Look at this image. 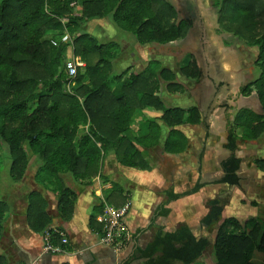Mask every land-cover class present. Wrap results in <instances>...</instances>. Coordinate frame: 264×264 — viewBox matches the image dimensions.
Masks as SVG:
<instances>
[{
    "label": "trees",
    "instance_id": "obj_1",
    "mask_svg": "<svg viewBox=\"0 0 264 264\" xmlns=\"http://www.w3.org/2000/svg\"><path fill=\"white\" fill-rule=\"evenodd\" d=\"M212 3L219 32L259 52L256 65L260 76L246 85L242 94L250 96L256 91L261 112L243 109L238 113L228 130L226 149L231 157L221 164L224 176L220 183L240 187L244 161L237 155L238 143L264 138V0ZM73 7H81V15L74 17ZM106 19L141 46H167L184 40L195 25L193 17H183L169 0H0V145L7 147L9 176L14 185L21 186L33 165L39 166L34 175L36 184L58 195L57 213L68 222L74 217L78 195L66 184V176L91 185L102 178L103 161L109 154H114L122 166L148 171L146 154L157 148L167 154L184 153L188 140L177 128L202 123L198 108H170L165 104L163 86L172 94L181 93L185 87L175 72L160 63L149 64L142 73L128 75L130 70H125L113 75L119 44L101 43L82 29L90 21ZM66 33L73 37L75 55L87 64L72 92L67 89L68 46L59 40ZM181 73L196 81L203 76L193 55ZM146 109L163 114L161 121L170 130L163 145L162 127L157 120L144 117ZM139 117V128L133 131ZM84 130L87 133L83 134ZM255 165L264 173V159H257ZM115 187L107 198L109 203L115 192H123ZM203 187L198 183L188 195ZM181 197L173 195L171 201ZM48 208V200L40 191L28 195L27 220L33 232L50 231L53 217ZM223 212L222 203L212 201L202 225L215 227ZM9 213V202L1 200L0 241ZM169 213L160 211L164 216ZM102 231L103 226L98 232ZM52 243L61 245L59 236L53 234ZM210 246L209 240L197 239L189 227L182 226L174 233L160 231L140 253L144 264H195ZM212 248L215 264H256L255 253L264 255V224L254 219L245 223L226 219Z\"/></svg>",
    "mask_w": 264,
    "mask_h": 264
},
{
    "label": "crops",
    "instance_id": "obj_2",
    "mask_svg": "<svg viewBox=\"0 0 264 264\" xmlns=\"http://www.w3.org/2000/svg\"><path fill=\"white\" fill-rule=\"evenodd\" d=\"M95 22H99V25L104 23L103 20ZM216 31L220 36L226 35L227 39H232L231 41H226L227 47H233L238 44L239 46H246L233 36ZM212 37H210L211 41L214 39ZM200 38V43L206 40L205 34L201 35ZM213 44H217V42H213ZM137 45L138 48H133L134 53L132 55V60L136 67L131 70V74L142 73L153 62H158L165 68H167L166 64L171 62V58L167 55L161 56V54L158 55L154 51L156 45ZM157 46L159 47V45ZM214 47L218 50L212 55L201 58L193 55L203 72V76L198 82L200 85L186 93L185 96H172L174 99L172 100V106L168 105L167 100L162 97L161 93V97L168 107L198 108L201 113L202 123L200 125H187L177 128L188 140L187 150L184 153L174 155L165 153L162 148L155 149L145 156L150 166L148 171L122 166L117 162L114 154H109L103 161L102 178L95 179L91 185L80 184L75 182L71 176H66L64 179L66 184L78 195L74 217L69 222L59 217L57 213L58 195L53 190H47L35 184L32 180L23 183L19 186L20 189L25 188L29 183L30 189L26 192L20 190L22 199L15 203H9L10 213L5 226L4 236L0 241V264H144L146 260L142 259L140 251L146 250L160 231H163V233H174L182 226L189 227L197 239L210 241L206 232L212 227L203 226L202 221L209 214L212 201L219 200L222 202L221 198L217 197L220 188L222 186L232 187L220 183L224 176L221 164L231 157V152L226 149L229 127L234 125L238 113L243 109H247L233 110L236 104L235 97L240 93L241 98L247 100L253 94L244 96L240 86L239 88L235 87V81L233 85L231 81L235 80V74L232 64L230 65L229 59L220 47L215 45ZM150 48L151 51L149 50ZM256 50L258 51V49ZM211 88H213V91ZM231 111L232 117L228 116L227 119L222 117L223 114H229ZM143 115L149 119L157 120L161 125L163 145V141H165L170 130L161 121L162 112L146 109ZM141 120L142 118L139 117L135 121L132 127L133 131L138 130ZM219 122H225L221 131H224L226 135L224 148L229 152V156L219 163L216 175L210 176L208 172H205L202 163L203 153L201 152L197 168L192 171L194 177L189 187H183L177 182L176 174L180 175L178 172L167 179L165 177V167H158V162L162 161L163 163V159H177V161L183 163L184 157L193 146V142L198 139L193 135V132L196 131L198 133L196 136L198 137H203L204 135L208 137V133L218 127L217 124ZM38 169L39 166L33 165L31 169L32 175H35ZM116 171H125L130 178L121 177V180H118L117 176H115ZM241 171L239 176L242 183ZM198 183H201L204 187L198 192L188 195V192L192 191ZM114 187L118 188L117 191L119 193H121L120 191L123 192L120 195L115 192L116 195L111 198V203H109L107 198L113 192ZM34 190L40 191L48 200V209L53 217L50 231H46V233H35L28 224V195ZM173 195H181L182 197L176 201H171ZM125 203L130 205L125 224L128 231L132 234L131 241L118 246L103 244L101 242L103 231L101 234L98 232L100 227H102L98 222V217L103 216L106 205L115 207ZM207 206L209 209L206 210ZM204 208L206 213L203 211ZM162 209L169 210L170 213L167 216L160 215ZM224 214L225 208L223 216ZM229 218L236 217H227L224 220ZM91 220H93V227L90 226ZM55 230L64 232L69 240L65 252L61 254L47 253L45 251V235L47 232H54Z\"/></svg>",
    "mask_w": 264,
    "mask_h": 264
},
{
    "label": "rangeland",
    "instance_id": "obj_3",
    "mask_svg": "<svg viewBox=\"0 0 264 264\" xmlns=\"http://www.w3.org/2000/svg\"><path fill=\"white\" fill-rule=\"evenodd\" d=\"M169 1L177 7L183 17L191 16L195 19L194 28L186 39L172 43L169 46H155L156 49L154 51L158 55H167L171 58V62L166 64V67L177 74L179 82H182L185 87L181 93L173 94L166 91L165 86L162 87V97L167 100L169 106H172V100H174L172 96H185L186 93L194 90L196 86L200 85L198 83L199 81L189 80L181 73V69L188 63L190 56L195 55L201 58L203 56L212 55L218 50L214 45L220 47L229 59L230 65L232 64L235 80H232L231 82L234 85L235 81V87L239 88L240 86V88L243 89L246 85L260 76V70L256 65L259 55L256 47L251 45L239 46V44L233 47H227L226 41H231L232 39H227L226 35L220 36L217 34L216 30L219 31V26L217 24L218 15L217 10L213 6L212 0ZM81 13V7H73L74 17L81 15ZM103 21L104 23L102 25H99V22L90 21L87 24H83L82 29L88 34L96 37L101 43H108V41L118 43L120 47L116 58L113 60L111 72H113V75H119L125 70H130L128 74L130 75L132 72L131 70L136 67L133 63L132 55L134 53L133 48L137 49L138 43L132 35L125 33L112 25L109 19ZM203 33L205 34L206 40L200 43V36L204 35ZM210 37L214 38L213 41H211ZM213 42H217V44H213ZM149 50L151 51V48ZM237 88L236 90H238ZM211 89L213 91V88ZM253 94L251 95L252 99L249 98L246 100L241 98L242 96L238 93L237 97H235L236 104L234 105L233 110L247 108V110L260 113L261 106L256 91H254ZM232 115L231 111L229 114H223L222 117L227 119L228 116L232 117ZM224 123L225 122H219V124H217L218 127L213 129L211 133H208V137H206V135L198 137L196 136L198 133L194 131L193 135L198 139L193 142L192 148L184 157L185 159L183 158V163H180L177 159H163V163L162 161L158 162V167H165L166 169L165 177L169 179L178 172L180 175L176 174L177 182L183 187H189L194 177L192 171L197 168L201 152L203 153L202 163L205 172H208L210 176H215L219 169V163L222 160L227 159L229 156V152L224 148L226 135L224 131H221L224 128ZM82 133L85 134L87 132L84 130ZM238 145L239 151L237 152V155L244 161L241 171V187L232 188L222 186L220 188L217 197L221 198L222 206L225 208V214L222 220L215 225V227L213 226L214 228L212 227V229L206 232L210 239L211 246L205 253L204 258L195 264H215L212 247L217 237L219 226L225 218L236 217L242 223L254 219L264 224V173L259 171L255 165L257 159H264V138L258 142L250 143L239 141ZM209 149H211V151H209ZM7 154V147L0 145V201L4 200L11 204L22 199L20 190L22 192L28 191L30 189V183L26 185L25 188L21 189L18 185H14L9 176L11 162L6 159ZM33 176L31 170V174H29L26 182L32 180L36 184ZM115 176H117L118 180H121V177L130 178L125 171H116ZM172 182H174V180H172ZM207 209H209L208 206L206 210ZM206 210L205 208L203 209L205 213ZM254 262L256 264H264V255L256 252Z\"/></svg>",
    "mask_w": 264,
    "mask_h": 264
},
{
    "label": "built area",
    "instance_id": "obj_4",
    "mask_svg": "<svg viewBox=\"0 0 264 264\" xmlns=\"http://www.w3.org/2000/svg\"><path fill=\"white\" fill-rule=\"evenodd\" d=\"M59 40L68 46L66 51V70L68 72L67 89L69 92H72V89L76 86L79 72L84 73L87 64L81 57L75 55L74 40L69 33H66ZM58 42H54V45H57ZM129 211L130 205H125L119 209L106 205L103 216L98 217V222L103 226V236L101 240L103 244L118 246L131 241L132 234L128 231L125 224V219ZM53 234L59 236L61 245L56 246L52 243ZM68 244L69 240L66 234L60 230L47 232L45 235V251L47 253H64Z\"/></svg>",
    "mask_w": 264,
    "mask_h": 264
}]
</instances>
